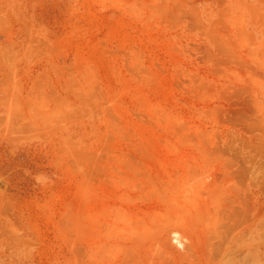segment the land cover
Instances as JSON below:
<instances>
[{
	"label": "rangeland",
	"instance_id": "obj_1",
	"mask_svg": "<svg viewBox=\"0 0 264 264\" xmlns=\"http://www.w3.org/2000/svg\"><path fill=\"white\" fill-rule=\"evenodd\" d=\"M0 264H264V0H0Z\"/></svg>",
	"mask_w": 264,
	"mask_h": 264
},
{
	"label": "bare ground",
	"instance_id": "obj_2",
	"mask_svg": "<svg viewBox=\"0 0 264 264\" xmlns=\"http://www.w3.org/2000/svg\"><path fill=\"white\" fill-rule=\"evenodd\" d=\"M2 188H3V189H5V188H6V186H5V185H2Z\"/></svg>",
	"mask_w": 264,
	"mask_h": 264
}]
</instances>
